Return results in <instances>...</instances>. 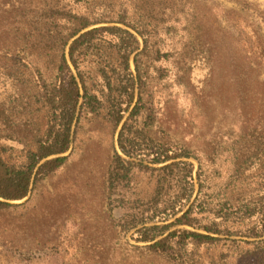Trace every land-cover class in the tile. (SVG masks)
<instances>
[{
    "label": "trees",
    "instance_id": "trees-1",
    "mask_svg": "<svg viewBox=\"0 0 264 264\" xmlns=\"http://www.w3.org/2000/svg\"><path fill=\"white\" fill-rule=\"evenodd\" d=\"M94 1L95 7L105 2L108 8L97 14ZM207 2L193 0L194 7L183 12L182 0H121L120 10L110 9L112 1L106 0H0V237L6 246L15 240L6 235L3 218L27 204L11 201L27 197L33 182L65 164L73 127L84 112L104 109L118 130L109 197L120 189L115 200L139 209L123 223L112 222L114 228L143 225L136 240L147 244L137 248L173 256L179 264H198L197 248L219 244L226 245L227 255L256 260L264 255V186L250 192L244 176L253 166L264 169V132L255 126L241 136L245 141L235 150L234 172L214 188L197 155L154 130L151 66L162 57L175 60L177 79L196 92L191 63L200 58L202 42L212 49L217 19ZM105 21L118 24L97 26ZM92 54L98 57L100 80L82 66ZM9 141L23 146L22 161H12L16 146ZM193 156L199 161L196 178ZM139 174L154 183L148 195L136 189ZM170 217L175 219L165 223ZM177 224L201 231L170 230Z\"/></svg>",
    "mask_w": 264,
    "mask_h": 264
},
{
    "label": "rangeland",
    "instance_id": "rangeland-1",
    "mask_svg": "<svg viewBox=\"0 0 264 264\" xmlns=\"http://www.w3.org/2000/svg\"><path fill=\"white\" fill-rule=\"evenodd\" d=\"M109 1L110 9H121V0H106ZM182 1L183 12L194 7L193 0ZM95 2L92 4L97 14L108 8L105 2H97L95 7ZM207 4L217 19L212 49L202 42L197 46L200 58L191 63L196 92L177 79L180 64L162 57L151 66L153 92L148 94L153 96L157 114L154 130L173 145L185 146L197 155L208 185L216 188L235 170V150L243 148L245 141L241 136L251 133L255 126V130L264 132V0H208ZM227 9L233 11L227 13ZM116 24L105 21L97 26ZM97 61L92 54L82 66L100 80ZM95 93L101 96L105 92ZM73 132L65 164L33 182L27 197L11 201L18 206L27 204L2 217L7 224L6 235L15 241L9 247L0 237V264H179L180 260L173 256L149 254L137 248L147 244L136 240V230L143 225L128 231L112 226V222L129 220L126 214L139 209L131 202L115 200L123 192L120 189L109 197L108 170L118 149V130L104 109L99 113L84 112ZM9 143L16 146L12 161H22L23 146ZM189 160L194 164L196 178L199 161L194 156ZM244 176L251 183L250 192L256 193L264 186V169L253 166ZM153 186L148 176L139 174L136 189L141 195L151 193ZM174 219L170 217L165 223ZM179 228L201 231L179 224L170 230ZM221 237L244 241L263 238ZM228 255L226 245L219 244L197 248L195 257L198 264H212V259L216 264L264 263V255L258 260L240 257L239 253Z\"/></svg>",
    "mask_w": 264,
    "mask_h": 264
},
{
    "label": "water",
    "instance_id": "water-1",
    "mask_svg": "<svg viewBox=\"0 0 264 264\" xmlns=\"http://www.w3.org/2000/svg\"><path fill=\"white\" fill-rule=\"evenodd\" d=\"M74 133V132H73ZM72 138H73V135H72ZM72 144H73V142H72ZM72 146V145H71ZM71 149V148H70ZM65 155H67V154H65Z\"/></svg>",
    "mask_w": 264,
    "mask_h": 264
}]
</instances>
